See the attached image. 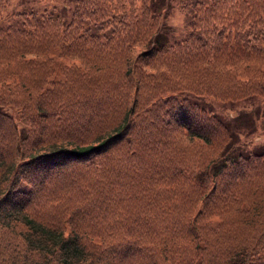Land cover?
Segmentation results:
<instances>
[{
    "label": "trees",
    "instance_id": "1",
    "mask_svg": "<svg viewBox=\"0 0 264 264\" xmlns=\"http://www.w3.org/2000/svg\"><path fill=\"white\" fill-rule=\"evenodd\" d=\"M156 1L0 20V264H264V151L188 97L264 100V0H180L170 43Z\"/></svg>",
    "mask_w": 264,
    "mask_h": 264
},
{
    "label": "rangeland",
    "instance_id": "2",
    "mask_svg": "<svg viewBox=\"0 0 264 264\" xmlns=\"http://www.w3.org/2000/svg\"><path fill=\"white\" fill-rule=\"evenodd\" d=\"M76 0H8L7 7L0 13L1 22L9 21L16 11L24 7H31L41 12L43 10L56 9L65 21L71 14V9ZM156 9L160 11L159 29L157 34L162 42L170 43L183 36V19L184 12L180 8V0H157ZM191 102L199 106L211 110L217 117L227 122L232 131V141L227 149L226 156L234 157L239 154H247L248 152L264 151V100L259 97H249L241 101H218L197 97L188 94ZM14 119L15 112L6 109ZM17 120V119H16ZM18 121V120H17ZM16 125V124H15ZM22 123L16 125L20 135L18 140L28 145H37L39 138L31 131H28L24 137L22 131ZM28 129V127H27ZM222 147L216 145L213 147H201L193 143L185 145L183 156L194 159L199 162H208L216 158ZM51 220V215L45 217Z\"/></svg>",
    "mask_w": 264,
    "mask_h": 264
}]
</instances>
